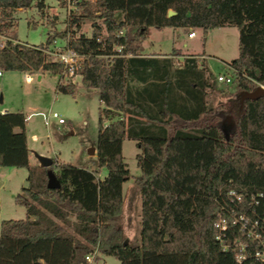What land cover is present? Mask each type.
Listing matches in <instances>:
<instances>
[{"label": "trees", "instance_id": "16d2710c", "mask_svg": "<svg viewBox=\"0 0 264 264\" xmlns=\"http://www.w3.org/2000/svg\"><path fill=\"white\" fill-rule=\"evenodd\" d=\"M68 3L74 10L62 35L69 34L65 48L80 58L75 74L81 88L97 94L95 161L105 176L99 180L85 168L52 161L49 170L59 188L47 189V169L28 164L24 115L0 114V169L26 171L25 186L13 196L24 218L0 222V264H84L94 250L118 264H234L233 252L223 247L241 235L229 226L217 240L215 224L229 220L228 190L244 198L264 195V97L242 103L238 98L264 86V0ZM31 7L41 11L42 0H0V31L14 27L13 12ZM169 10L174 15L167 17ZM84 21L91 23L88 37L78 33ZM226 26L238 34L237 55L226 64L236 91L223 107L207 106L216 79L203 60L188 56L174 65L167 58L139 57L149 29L205 34ZM51 41L47 37L43 46H30L13 34L6 37L0 72L57 76L61 66L46 53ZM55 90L77 92L57 82ZM227 116L232 125L224 133ZM124 139L139 150L134 242L119 226L122 185L129 179ZM245 264L258 263L247 259Z\"/></svg>", "mask_w": 264, "mask_h": 264}, {"label": "rangeland", "instance_id": "374dc122", "mask_svg": "<svg viewBox=\"0 0 264 264\" xmlns=\"http://www.w3.org/2000/svg\"><path fill=\"white\" fill-rule=\"evenodd\" d=\"M42 2L41 11L31 7L13 12L14 27L8 31H0V44L6 37L13 34L15 40L26 45L43 46L46 38L49 37L52 41L47 50L53 52L64 48L69 34L62 35V32L66 29L68 15L74 8L68 0L64 2L42 0ZM114 19L119 20V14L115 15ZM192 31L195 34L192 40L180 34L178 41H175L172 29H149L142 47L151 53L170 51L173 55L176 51L173 48L170 49L176 46L186 55L204 57L203 62L213 78L228 76L226 64L237 55V29L226 26L208 30L205 34L199 29L188 32ZM78 33L88 37L91 33V23L84 21ZM182 44H185V47H182ZM142 51L144 50L141 48ZM49 58L52 60L54 57L50 55ZM24 76H28L30 81L25 82ZM36 76V74L14 71L0 72V108L6 107L9 111H19L25 115L46 111L56 112L64 121L59 125L55 120H51L45 127L40 117L29 118L27 136L36 138V143L28 142L31 159L38 164L34 150L40 151L49 156L48 158L52 161L57 162V159L60 163L85 168L92 172L96 179L101 180L105 176V170L98 168L95 161L97 117L100 108L96 91L81 88L80 79L77 77L74 79V87L77 90L75 96L55 94L54 86L57 76L44 73L39 81H36ZM229 78L230 83L215 82L216 91L209 93L206 98L208 107H223L228 102V98L235 93L233 76ZM223 124L224 127H222L227 131L229 125L227 126L224 121ZM89 148H94V154L86 153ZM121 152L129 179L122 185L123 214L119 226L126 240L134 242L138 237L140 202L133 178L139 175L135 160L139 150L133 141L124 139ZM52 154L54 158L51 157ZM5 175H7L6 180L0 186V222L21 220L24 218V210L14 205L10 192L16 194L24 186L26 171L24 169L6 170ZM90 264H118V262L112 257L103 258V255L96 252Z\"/></svg>", "mask_w": 264, "mask_h": 264}, {"label": "built area", "instance_id": "2783aa9c", "mask_svg": "<svg viewBox=\"0 0 264 264\" xmlns=\"http://www.w3.org/2000/svg\"><path fill=\"white\" fill-rule=\"evenodd\" d=\"M193 37V31L187 34V38ZM46 53L48 56H53L52 60L58 62L61 66V70L57 75V84L74 86V79L77 77L80 79L75 74L80 58L65 47L53 52L48 49ZM215 79L218 83H230L228 77L217 76ZM24 81L29 82L30 78L24 76ZM31 116L40 117L45 127L49 125L51 120H55L59 125L64 123L56 112L30 113L24 117V121ZM30 141L35 142V136H31ZM225 196L228 202L229 220L220 219L215 224V228L219 232L216 239L220 240V237L224 235L223 233L228 230L229 226L235 228L237 234L241 235V239H234L228 246L223 247V250L230 249L233 252L234 264H245L247 259H251L258 264H264V195L259 193L244 198L240 192L230 189ZM95 251L84 256V264L92 262Z\"/></svg>", "mask_w": 264, "mask_h": 264}, {"label": "crops", "instance_id": "0c3cea01", "mask_svg": "<svg viewBox=\"0 0 264 264\" xmlns=\"http://www.w3.org/2000/svg\"><path fill=\"white\" fill-rule=\"evenodd\" d=\"M169 29H171V28H169ZM173 30V35H174V40L175 41H178V39H179V37H180V34H182V35H185L186 36V38H187V34L186 33H184L181 29H172ZM148 35V34H147ZM194 37H195V34H194ZM193 37V38H194ZM147 38V37H146ZM193 38H187L188 40H192ZM182 47H185V44H182ZM141 48L144 50V51H142V52H140L139 54V57L140 58H143V59H146V60H149V59H153V58H167V59H169V60H171V62L174 64V65H178L180 62H181V60L184 58V57H188V56H191V55H186L185 53H182L181 52V49H179L178 47H176V46H173V47H171V49L170 50H172V48L173 49H175V54H173V55H171L170 54V51L168 52V53H151V52H148V50L146 49H144L143 47H142V44H141ZM192 57H195V58H198V59H200V60H203V58L204 57H202V56H199V57H197V56H192ZM44 73H46V72H37V73H34V74H36L37 76H36V81H39V80H41V78H42V76H43V74ZM207 73H210V72H208V67H207ZM48 74V73H47ZM55 86H56V83H55ZM55 86H54V92H55V94L57 93L56 92V90H55ZM57 94H60V93H57ZM76 94H77V92H76ZM75 94V95H76ZM74 95V96H75ZM6 112H9V113H15V112H19V111H9V109H7L6 107H2V108H0V114H3V113H6ZM23 114V113H22ZM24 115V117H26L27 115H25V114H23ZM29 120V119H28ZM28 120H26L25 121V134H26V143H27V148H28V142H30V137H28L27 136V122H28ZM127 140V139H126ZM130 141V140H129ZM32 144H34V143H36V141L35 142H31ZM122 145V144H121ZM34 153H35V155H39V156H44V157H47V155L45 154V153H42V152H40V151H36V150H34ZM49 157V156H48ZM51 157H53L54 158V154H52V156ZM56 161L57 162H59L60 163V161H58L57 159H56ZM28 164L30 165V166H38V164H36L35 162H34V160H32L31 159V157H30V155L28 154ZM14 169H16V168H1L0 169V186H1V184H2V182H4V180H6V176L7 175H5V171L6 170H9V171H11V170H14ZM25 178H26V176H25ZM25 178H24V181H25ZM24 186H25V184H24ZM23 186V187H24ZM2 188V187H1ZM22 188V187H21ZM11 194H10V198L12 199V201H13V196H14V194H12V192H10ZM30 219H32V218H30ZM103 258H106V256H103Z\"/></svg>", "mask_w": 264, "mask_h": 264}, {"label": "water", "instance_id": "95a60500", "mask_svg": "<svg viewBox=\"0 0 264 264\" xmlns=\"http://www.w3.org/2000/svg\"><path fill=\"white\" fill-rule=\"evenodd\" d=\"M174 13L172 11H167V17L173 16ZM264 97V86H257L253 91L251 92H240L238 94V98L240 103H242L243 100H256L258 98ZM224 122L231 127L232 122L230 116L225 117ZM224 127V124H223ZM222 127V131L225 133V128ZM88 155L94 154V148H89L86 152ZM35 159L38 163V166L44 169H47L46 171V188L49 190H55L59 188V183L55 179L53 173L49 170V168L52 165V160L48 157L35 155ZM126 243V240L124 241V244Z\"/></svg>", "mask_w": 264, "mask_h": 264}]
</instances>
